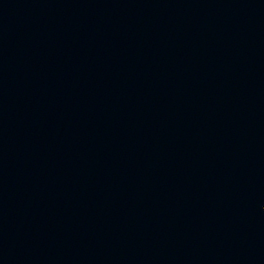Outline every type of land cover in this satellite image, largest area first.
<instances>
[{
  "label": "water",
  "instance_id": "1",
  "mask_svg": "<svg viewBox=\"0 0 264 264\" xmlns=\"http://www.w3.org/2000/svg\"><path fill=\"white\" fill-rule=\"evenodd\" d=\"M0 264H264V0H0Z\"/></svg>",
  "mask_w": 264,
  "mask_h": 264
}]
</instances>
